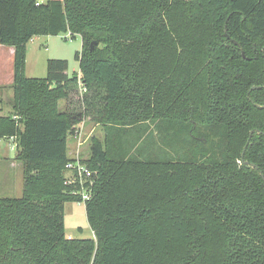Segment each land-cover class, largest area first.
<instances>
[{
	"label": "trees",
	"instance_id": "obj_1",
	"mask_svg": "<svg viewBox=\"0 0 264 264\" xmlns=\"http://www.w3.org/2000/svg\"><path fill=\"white\" fill-rule=\"evenodd\" d=\"M61 34L81 38L78 74L49 59L27 78V44ZM0 47L22 166L0 264H264V0H0ZM87 118L92 237L74 239L67 143Z\"/></svg>",
	"mask_w": 264,
	"mask_h": 264
},
{
	"label": "rangeland",
	"instance_id": "obj_2",
	"mask_svg": "<svg viewBox=\"0 0 264 264\" xmlns=\"http://www.w3.org/2000/svg\"><path fill=\"white\" fill-rule=\"evenodd\" d=\"M46 0H37L44 3ZM67 34L58 36L37 37L26 46V63L24 75L27 78H45L46 63L49 59L65 60L67 62V75H77L79 72L75 54L81 51V38L78 35L67 38ZM5 48V47H3ZM13 60L6 49L0 54V116L10 112L8 104L12 96ZM75 100V98H73ZM61 108L64 103H60ZM79 133L71 138L72 146L68 147V157L71 159L78 153L80 160L88 158L89 139L96 134L97 126L89 119H84L78 126ZM81 142L80 147L77 144ZM77 151V152H76ZM16 149L12 140L0 139V198H19L22 191V166L15 160ZM64 233L67 238H91L92 233L88 227L84 204L69 202L64 205Z\"/></svg>",
	"mask_w": 264,
	"mask_h": 264
},
{
	"label": "built area",
	"instance_id": "obj_3",
	"mask_svg": "<svg viewBox=\"0 0 264 264\" xmlns=\"http://www.w3.org/2000/svg\"><path fill=\"white\" fill-rule=\"evenodd\" d=\"M66 37L70 38L69 34H67ZM78 133L79 131H76V134ZM81 145V142L77 144L78 147H80ZM65 169L67 170L65 184H70L73 182L78 183V186L81 189L79 192L81 200L82 202L87 201L90 198V195L84 185L87 184L88 187H91V182L89 181L91 173L89 170L86 169L85 166L81 164V160L79 159L78 153L72 156L71 162L67 163Z\"/></svg>",
	"mask_w": 264,
	"mask_h": 264
},
{
	"label": "crops",
	"instance_id": "obj_4",
	"mask_svg": "<svg viewBox=\"0 0 264 264\" xmlns=\"http://www.w3.org/2000/svg\"><path fill=\"white\" fill-rule=\"evenodd\" d=\"M32 40L30 42H32ZM4 49H6L7 53L9 54V56L13 57V49L12 48L0 47V54H2V53L4 54ZM26 54H27V52H26ZM70 140H71V138L68 139L67 148L70 147V145L72 146V143H70Z\"/></svg>",
	"mask_w": 264,
	"mask_h": 264
},
{
	"label": "water",
	"instance_id": "obj_5",
	"mask_svg": "<svg viewBox=\"0 0 264 264\" xmlns=\"http://www.w3.org/2000/svg\"><path fill=\"white\" fill-rule=\"evenodd\" d=\"M95 45H96L95 43L90 45V51L93 50V47H94ZM260 88H261V87H253L252 89H260ZM256 107L261 108V107H259V106H256ZM252 167H254V166H252ZM260 176H261V178L263 179V176H262L261 173H260Z\"/></svg>",
	"mask_w": 264,
	"mask_h": 264
}]
</instances>
